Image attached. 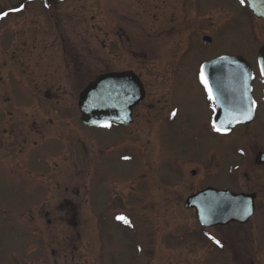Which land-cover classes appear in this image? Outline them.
<instances>
[{"label": "rangeland", "instance_id": "obj_1", "mask_svg": "<svg viewBox=\"0 0 264 264\" xmlns=\"http://www.w3.org/2000/svg\"><path fill=\"white\" fill-rule=\"evenodd\" d=\"M242 4L0 0V264H264V101L215 136L199 77L219 55L256 67ZM123 71L133 122L83 126L79 93ZM205 187L256 193L253 215L202 228L183 204Z\"/></svg>", "mask_w": 264, "mask_h": 264}, {"label": "water", "instance_id": "obj_2", "mask_svg": "<svg viewBox=\"0 0 264 264\" xmlns=\"http://www.w3.org/2000/svg\"><path fill=\"white\" fill-rule=\"evenodd\" d=\"M246 1L257 17H264V0ZM203 43L208 45L209 37H204ZM257 62L261 74L264 46L258 50ZM202 71L208 85L205 88L207 91L211 89L212 100L218 111L212 120L215 131L227 133L237 124L249 123L254 113L249 64L239 56L219 55L201 64V81ZM262 77L264 79V75ZM143 96L142 83L134 72L102 73L78 95L77 106L81 113L79 121L86 127L107 128L111 123L128 125L132 121V108ZM263 158L261 154L259 160ZM254 198V193H234L205 187L186 196L184 207L194 209L195 218L201 227L210 228L231 222H246L254 212Z\"/></svg>", "mask_w": 264, "mask_h": 264}, {"label": "flooded vegetation", "instance_id": "obj_3", "mask_svg": "<svg viewBox=\"0 0 264 264\" xmlns=\"http://www.w3.org/2000/svg\"><path fill=\"white\" fill-rule=\"evenodd\" d=\"M240 2H241V0H240ZM243 7L245 6V10H247L248 12H249V14H250V16L253 18V20L254 21H256V22H261V23H264V17H257L254 13H253V11H252V9L251 8H249V6H248V2L246 1V0H243ZM6 11V10H5ZM4 12V11H3ZM2 12V13H3ZM2 13H0V15L2 14ZM252 23H250V25H251ZM248 29H250V26H248ZM251 30V29H250ZM204 37H209V44H210V42H211V38H210V35H203L202 37H201V42H202V44L203 45H205L204 43H203V38ZM208 44V45H209ZM260 47H262V46H264V43H262V44H260L259 45ZM260 47H258V50H259V48ZM258 50H257V58H258ZM210 58V57H209ZM257 58H256V61H257ZM208 59V58H207ZM248 63V62H247ZM250 66V69H251V72H252V78H251V80H250V94H251V97H252V101H253V108H254V113H253V118H252V120L249 122V123H246V124H237V125H235V126H233L232 128H230V130L227 132V133H229V132H231L234 128H236V127H244V126H247V125H249V124H251V122H253V120H254V118H255V109H256V104L258 103V102H260L261 103V101H264V79H263V77H262V75L260 74V72H259V68H258V62H257V64H256V67L254 68V67H252L251 65H249ZM138 76V75H137ZM140 79V78H139ZM143 85V84H142ZM143 90H144V86H143ZM206 90V89H205ZM208 93V92H207ZM255 94H256V96H255ZM209 95V94H208ZM255 96V97H254ZM255 99H257L258 101H256ZM212 100V99H211ZM140 103V102H139ZM136 105H138V104H136ZM136 105L132 108V113H133V110H134V108L136 107ZM212 109H213V117H212V120L216 117V115H217V113H218V111H217V109H216V105H215V103L213 102V100H212ZM131 118H132V121H131V123L133 122V117H132V114H131ZM212 120H211V122H210V127H211V130L213 131V134L216 136V134H220V135H222V134H227V133H219V132H217V131H215V129H214V127H213V125H212ZM131 123H129L128 125H130ZM113 124L114 125H121V126H128V125H123V124H115V123H111L110 124V126L109 127H112L113 126ZM108 127V128H109ZM260 154L261 153H258L257 154V156H256V159L257 160H259V156H260ZM264 156V155H263ZM259 162H261V163H263L264 162V158L262 159V160H259ZM192 172H194L193 170L191 171V174H192ZM194 174V173H193ZM203 189V188H202ZM198 191V190H197ZM194 192H196V191H194ZM194 192H192V193H194ZM250 193H254V192H250ZM191 194V193H190ZM255 194V198H254V206H255V199H256V193H254Z\"/></svg>", "mask_w": 264, "mask_h": 264}, {"label": "snow or ice", "instance_id": "obj_4", "mask_svg": "<svg viewBox=\"0 0 264 264\" xmlns=\"http://www.w3.org/2000/svg\"><path fill=\"white\" fill-rule=\"evenodd\" d=\"M241 2H243V0H241ZM261 74L264 75V67H262V69H261ZM201 76H202V82H204L205 87L208 88L207 81H206V79L203 78V71L201 72ZM208 91H209V99H212L213 97L211 94V89H208ZM117 219H122V220H124L125 223H128L127 219L124 217H117Z\"/></svg>", "mask_w": 264, "mask_h": 264}]
</instances>
